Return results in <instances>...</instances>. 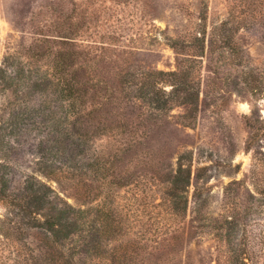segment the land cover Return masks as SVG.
I'll use <instances>...</instances> for the list:
<instances>
[{
  "label": "rangeland",
  "instance_id": "obj_1",
  "mask_svg": "<svg viewBox=\"0 0 264 264\" xmlns=\"http://www.w3.org/2000/svg\"><path fill=\"white\" fill-rule=\"evenodd\" d=\"M251 7V0H0V66L11 55L15 69L23 62L38 75L62 50L72 72L91 84L122 82L121 101L101 107L97 119L115 123L117 115L146 126L147 137L145 152L124 159L129 182L116 190L114 203H91L88 193L102 182L88 180L85 158L76 182L44 173L59 165L48 144L64 109L54 89L27 90L20 103L36 108L48 100L50 118L35 115L41 125L6 141V194L14 200L28 181L37 190L44 183L54 202L91 208L92 222L85 232L54 241L45 227L29 224L19 202L0 199V264H111L113 254L123 256L122 264H264V137L251 150L246 145L247 117L264 129V26H233L228 35L236 49L225 48L215 31L209 48L210 33L223 21L239 16L252 23ZM198 31L207 33L205 57L191 47ZM184 84L194 93L192 118L181 102L188 96ZM154 88L174 99L165 111L150 105ZM14 100L12 93L1 97ZM185 152H192L193 173L179 211L165 199L162 181ZM109 212L116 232L95 243L92 233ZM171 236L176 242L160 248L161 238Z\"/></svg>",
  "mask_w": 264,
  "mask_h": 264
},
{
  "label": "trees",
  "instance_id": "obj_2",
  "mask_svg": "<svg viewBox=\"0 0 264 264\" xmlns=\"http://www.w3.org/2000/svg\"><path fill=\"white\" fill-rule=\"evenodd\" d=\"M239 1L242 4L245 3V0ZM243 6H246V4ZM251 6L253 22L250 23L246 18L239 21V16H232L223 21L220 28H215L214 32L210 33L209 48L216 41L214 38L215 31L222 32L220 35L225 48L236 49L237 47L232 43V34L228 35L233 26H235V29L250 25L264 26V0H251ZM199 19L203 21L206 17L201 15ZM223 34L225 37H223ZM206 37V31H198V33L192 35L195 41L191 47L202 57L206 55ZM64 54L62 50H59L58 54L53 55L50 60L48 69L44 72L38 70V75L33 74L34 71L31 65L25 66L23 62H19L15 69L13 67L14 62H12L13 56L11 55L7 56L0 66V199L10 203L19 202L24 215L29 218V224L34 228L45 227L50 234V238L54 241L69 239L85 232V227L92 222V210L91 208L85 210L79 205L71 204L68 200H63L60 203L54 202L50 195V192L54 191L51 187L40 182L38 183L41 190H37L28 181L23 189L24 192L17 199L11 200L10 195L6 194L7 179L1 170L5 160L3 156L8 154L5 149L6 141L22 129L41 125L40 122L34 120L35 115L42 114V119L50 118V115H45L48 100L46 103L43 101L36 108L20 103H25L24 96H27V90L46 92L49 89H54L53 93L58 95L64 109L61 126L54 129L53 134L55 136L52 142L48 144V147L54 152L53 158L58 161L59 165H47L43 169L44 173L56 177L62 176L76 182L81 176V159L85 158L89 161L87 168L89 175L86 173L88 180L99 184L100 181L102 182V185H97L94 191L88 193L87 196L92 200L91 203L97 200L103 201L102 205L104 206L108 202L110 205L114 203V199L117 198L116 190L124 187L129 182L124 173V159L145 152L144 145L147 139L144 132L146 126L144 125L118 119L117 115H112L115 123H107V118L102 121L95 116L99 113L101 107L114 105L121 101L119 92L122 82L119 86L111 85L105 88L102 87L104 85L102 81L91 84V80L81 78L77 72H72L73 65L64 60ZM28 72L31 75H27ZM172 74L175 75V73ZM23 81L26 83L24 84ZM185 87L184 84L182 91L188 93V96L184 97L181 102L185 105L189 117L192 118L196 109L194 100H192L194 93L186 91ZM90 90H93L92 95ZM176 91L180 92L179 89ZM176 91L171 92V95L177 93ZM6 93L16 95V100H14L16 102H1L2 95ZM174 95L177 96L176 100L180 98V95ZM147 96H149L150 105L157 112L168 109L170 102L174 100L167 96L164 89L154 88L147 93ZM87 98H91L92 103L90 105L89 102L91 101ZM246 124L249 128L246 145L247 149L251 150L255 142H258L261 136L264 137V133L260 132L263 128L255 126L249 117L246 119ZM262 132H264V129ZM98 141L101 144L95 145ZM45 151L47 152L46 149ZM190 153L192 152L182 154L178 158L176 169L168 170L167 179L162 181L166 186L165 199L171 207L179 211L184 210L186 203H188V186L193 173V157ZM255 159L260 160L257 156ZM196 196L201 198L202 194L196 192ZM74 198L78 202L79 197ZM45 205L50 207L51 212L48 215H42L41 213V210L46 208ZM43 216L45 218L44 223L40 219ZM101 220L97 224L95 232L92 233L95 243L98 241V237L102 241L101 235L116 232V230H113L112 223L116 222L114 214L109 212ZM176 239L175 236L162 237L160 248L163 249L168 245H172ZM122 259L123 256L113 254L110 263H125V259Z\"/></svg>",
  "mask_w": 264,
  "mask_h": 264
}]
</instances>
